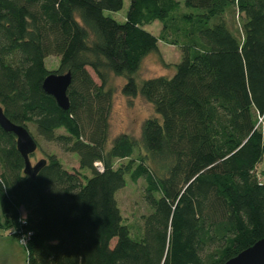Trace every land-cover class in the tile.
I'll use <instances>...</instances> for the list:
<instances>
[{
    "label": "trees",
    "instance_id": "16d2710c",
    "mask_svg": "<svg viewBox=\"0 0 264 264\" xmlns=\"http://www.w3.org/2000/svg\"><path fill=\"white\" fill-rule=\"evenodd\" d=\"M121 5L0 0V108L78 164L68 170L45 153L31 178L0 127V227L20 224L25 264H223L264 233L255 170L264 153V0H128L122 22L104 13ZM153 20L157 35L143 27ZM158 41L180 59L170 76L138 83L133 74ZM48 55L58 56L55 70L43 64ZM66 71L61 108L41 83ZM110 74L124 78L122 95L151 105L140 146L125 133L108 141ZM125 174L143 181L148 207L134 230L115 200Z\"/></svg>",
    "mask_w": 264,
    "mask_h": 264
},
{
    "label": "rangeland",
    "instance_id": "374dc122",
    "mask_svg": "<svg viewBox=\"0 0 264 264\" xmlns=\"http://www.w3.org/2000/svg\"><path fill=\"white\" fill-rule=\"evenodd\" d=\"M128 0H122L121 8L117 11H105L104 13L111 16L118 22H122L125 17ZM234 26H237V20ZM144 29L157 35L160 28L158 20H153L151 23L143 25ZM157 51L146 54L140 61L138 69L135 71L133 76L138 80H141L158 75L170 76L174 67L173 64L179 61L180 53L175 46H170L161 41L157 42ZM43 64L46 69L52 71L57 68L58 56L48 55L43 59ZM94 80H97L90 69ZM122 76H116L113 74L108 75V85L112 89V100L108 120V141L120 134L125 133L130 136L135 143L140 146V125L146 117L153 115L151 105L146 102L139 95L135 97H126L121 94L120 86L124 83ZM259 128L262 132V141L264 144V116L259 121ZM61 132V129L58 130ZM57 131V132H58ZM35 141L38 143L35 150L29 155V161L34 164L39 159L45 158V153H53L61 163L63 168L68 170L77 169V157L74 153L61 151L57 146L51 142H45L39 137L34 136ZM137 151V149H136ZM134 152V154L136 153ZM143 153L142 149L138 147V151ZM120 161L116 160L114 166L119 164ZM256 174L259 177L261 183L264 184V153L261 160L257 163ZM87 173V172H85ZM124 185L115 193V200L117 207L121 214L122 220L132 227V230L138 227L139 219L141 215L148 212V207L141 197V191L143 181L141 179L130 182L128 176L124 175ZM16 224H11L8 229H5L6 233L9 234V238H14L18 245L19 252L23 254L22 258L25 264V249L18 241L19 235L14 234L16 230ZM141 234V222L140 231L137 234L130 232L132 237H138Z\"/></svg>",
    "mask_w": 264,
    "mask_h": 264
},
{
    "label": "water",
    "instance_id": "95a60500",
    "mask_svg": "<svg viewBox=\"0 0 264 264\" xmlns=\"http://www.w3.org/2000/svg\"><path fill=\"white\" fill-rule=\"evenodd\" d=\"M70 82V73H47L42 79V89L51 95L56 104L61 108L68 106L66 89ZM0 127L11 132L15 138V147L23 159L22 172L34 178L36 172L44 164V159H39L34 164L29 161V155L35 150L36 142L24 126L10 122L0 108ZM223 264H264V233L253 244L227 259Z\"/></svg>",
    "mask_w": 264,
    "mask_h": 264
},
{
    "label": "crops",
    "instance_id": "0c3cea01",
    "mask_svg": "<svg viewBox=\"0 0 264 264\" xmlns=\"http://www.w3.org/2000/svg\"><path fill=\"white\" fill-rule=\"evenodd\" d=\"M22 256L14 238H9L5 229L0 227V264H24Z\"/></svg>",
    "mask_w": 264,
    "mask_h": 264
},
{
    "label": "built area",
    "instance_id": "2783aa9c",
    "mask_svg": "<svg viewBox=\"0 0 264 264\" xmlns=\"http://www.w3.org/2000/svg\"><path fill=\"white\" fill-rule=\"evenodd\" d=\"M97 166L99 167V164H97ZM16 230L14 231V234L19 235L18 241L21 245L25 246L26 240H27V235H25L22 232V229L20 227V224H16Z\"/></svg>",
    "mask_w": 264,
    "mask_h": 264
},
{
    "label": "clouds",
    "instance_id": "9594fccd",
    "mask_svg": "<svg viewBox=\"0 0 264 264\" xmlns=\"http://www.w3.org/2000/svg\"><path fill=\"white\" fill-rule=\"evenodd\" d=\"M26 222V221H25Z\"/></svg>",
    "mask_w": 264,
    "mask_h": 264
}]
</instances>
